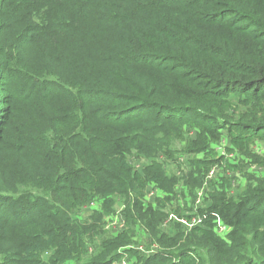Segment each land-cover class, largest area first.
Masks as SVG:
<instances>
[{
	"label": "trees",
	"instance_id": "1",
	"mask_svg": "<svg viewBox=\"0 0 264 264\" xmlns=\"http://www.w3.org/2000/svg\"><path fill=\"white\" fill-rule=\"evenodd\" d=\"M224 131L228 151L264 140V0H0V264H264V156L237 193L208 180L191 231L167 234L141 200L148 183L202 187ZM184 154L190 171L168 176ZM117 196L126 229L88 257ZM139 227L159 251L118 252Z\"/></svg>",
	"mask_w": 264,
	"mask_h": 264
},
{
	"label": "rangeland",
	"instance_id": "2",
	"mask_svg": "<svg viewBox=\"0 0 264 264\" xmlns=\"http://www.w3.org/2000/svg\"><path fill=\"white\" fill-rule=\"evenodd\" d=\"M192 131L190 132V134L194 135L195 132L194 131L192 132ZM228 139H230V134L229 132L224 131L223 135L219 138V140L213 141L212 145L215 150L218 149V147H222V150L219 153V155H223L222 161H225L226 164H228V162L237 163L238 165L237 167H239V169L236 168L235 170L231 171L228 168H226V164H222L217 167H212L211 170L206 175L207 179H205V182H204L205 190H203V192L201 191L202 195H204V193H206L209 189L208 182L210 180H212V182L216 181L218 179V176L224 175V176L231 177V183H232L231 189L234 193H237L238 192L237 188L240 189L241 187L245 185V180H243L242 178L243 172L247 171L250 173H255L256 175H259L260 173L261 168L258 167L257 165H254L248 162V159H252V157H255V156H264V140L256 137L254 139V143L253 142L250 143L248 147L233 146L234 150L228 151L225 149V147L232 145ZM131 156H133V154ZM140 158L141 157H134V156L132 157L131 165L134 171L138 170L141 163L144 162V160H146L145 157H143L144 160H139ZM166 164L168 165V168H166L165 170L168 176H171L172 173H176V174L183 173L182 164H178L177 161L173 162L171 159H169V161ZM243 167H245V169ZM16 168H18V166H16ZM146 185L147 186H146L145 192H148L150 187L148 184ZM197 190H199V188L194 189V192H196ZM154 191H155V195L156 194L162 195L164 196L165 199L166 197H168V200L166 201L170 209H175L177 200L179 198L184 199V204L186 205L187 202L193 201V197H194L193 195H190L191 199L189 200L186 199L187 196H189L188 194H186V191H188V188L184 186L174 187V191L171 193V195H168L169 193L163 190L162 188H156ZM148 196H149L148 193L147 195L142 196L146 205L150 203ZM102 204H103L102 200L93 201L92 203L82 208V211L78 217L80 219H85L87 217H90V215L94 211H97V212L101 211ZM111 208H112L111 211L103 214L102 216L103 227H102L101 233L94 238V241L92 243H89L86 246L87 253H88L87 255H89L88 257L94 254L95 246L99 245L102 239L113 237L126 229V218H125L126 215H124V211L126 209V202H125L124 197L117 196L116 198H114V202L112 203ZM184 212L186 211H180L179 215H177V213L173 215L172 219L175 221V224L174 226L169 227L170 229H175L176 222H179V220L184 218L183 216ZM170 215H171V212L167 211V214L165 215L163 219L164 225L166 221L169 220ZM123 225H124V228H122ZM179 227L182 228L181 226ZM164 229L166 230V228ZM148 237H149V234L144 232V230L139 227L137 229L136 238H135V241L137 243L134 245L141 246L142 248L149 247L152 241H150Z\"/></svg>",
	"mask_w": 264,
	"mask_h": 264
},
{
	"label": "crops",
	"instance_id": "3",
	"mask_svg": "<svg viewBox=\"0 0 264 264\" xmlns=\"http://www.w3.org/2000/svg\"><path fill=\"white\" fill-rule=\"evenodd\" d=\"M217 151L220 152V150H218V149H217ZM158 159H159V160H163L164 158H163V156H159ZM139 160H144V158L141 157ZM168 161H169V159H167V160L165 161V165H164V168H165V169L168 168V165L166 164ZM172 161H173V162L177 161L178 164H182V170H183V173H179V174H176V173H172V174H171V173H169V174H171V175H175V176H178V177H179V176L183 175L184 173L190 171V169H191V166H190V164H189V162H188V155H186V154H184V155H178V156H177V159H176V160H172ZM148 162H149V161H148L147 159L144 160V162L141 163V165H140V167L138 168V170H139L141 167H143L145 164H147ZM137 163H139V162H137ZM204 184H205V183H203V186L200 187L199 190H197L196 192H194V190H193V193H192V194L189 193V189H188V191H186V194L189 195V196H187L186 199H187V200L191 199L190 195H193V196H194V197H193V201H191V202H187L186 205H185V204H184V199L179 198V199L177 200V204H176V206H175V209H179L180 211H186V212L183 213V216H184L183 220H185L186 223H182V222L179 220V222H176V224H178L179 226H181L182 229L185 230V232H187V231H191V230L194 229L195 227L203 226L204 223H205L204 220H205L206 215H207V211L205 210V207H206V200L208 199V198H207V197H208V194H207V192H206V193H204V195H202L203 190H205V189H204ZM148 185H149V187H150L149 191H148V192H145V189H146V187H145V189H144V192H145V193H143V195H147V193H148V195H149L148 197H149V201H150V203L147 204V205H148V206H152V207L159 208V209H160L165 215L167 214V211L171 212V215H170V217H169V220L166 221L165 225H164V223H163V220H162V222H161V224H160L161 229H162L164 232H166L167 234L171 235L174 229H170L169 227L174 226V224H175V221L172 219L173 215L176 214L175 209H170V208L168 207V203H167V201H166V200H168V199H165L164 196L159 195V194H156V195H155V191H154V190H155L156 188H159V187H157L154 183H148ZM146 186H147V185H146ZM179 186H184V187H186L185 185H179ZM187 188H188V187H187ZM201 191H202V192H201ZM232 192H233V191H232ZM168 195H171V193H169ZM166 198H167V197H166ZM205 198H206V199H205ZM197 199H199V202H198V203H196V200H197ZM141 200H142L143 204L146 206V203H145L144 199L141 198ZM163 200H165L164 205L161 206V207H159L158 202H159V201H163ZM189 212H191L190 215L188 214ZM197 213H200V217H201L200 225H197V226H190V223H191V219H192V217L195 216ZM177 215H179V213H177ZM125 218H126V217H125ZM163 219H164V218H163ZM214 224H215V222H214V219H213V220H212V224H211V226H212L211 228H212L213 233H214L215 235H217L218 237L223 238L221 235H218V234L216 233V231L214 230ZM122 228H124V225L122 226ZM164 228H166V230H165ZM228 234H229V233H228ZM228 234H227V235H228ZM227 235H226L225 238H223V239H226ZM135 238H136V236L133 238L134 243H132V244H128V245H126V246H124V247H122V248H119L118 252H121V251H123L124 249H135V250L139 251L140 253H142V254H144V255H146V256H151V255H154L155 253H157V252L159 251V245H158L157 243H155V242H151V245H150L149 247L143 248V250H141V249H140L141 246L134 245V244L137 243V242L135 241ZM152 246L155 247L154 252H153V253H148V251L151 249ZM121 254H122V255L119 257V259H117L116 261H114L112 264H131V263H132V259L129 257V255H127L125 252H121Z\"/></svg>",
	"mask_w": 264,
	"mask_h": 264
},
{
	"label": "built area",
	"instance_id": "4",
	"mask_svg": "<svg viewBox=\"0 0 264 264\" xmlns=\"http://www.w3.org/2000/svg\"><path fill=\"white\" fill-rule=\"evenodd\" d=\"M218 150H222V147H218ZM199 202V199L196 200V203ZM191 212H189L188 214L190 215ZM182 223H186L185 220L181 219L180 220ZM200 221H201V217H200V213H197L195 216L192 217L191 219V223L190 226H197L200 225ZM214 230L216 231V233L218 235H221L223 238H225V236L230 232L231 228L224 224L223 221L219 218V217H215L214 219ZM141 250H143L142 247H140ZM155 250V247L152 246L151 249L148 251V253H153Z\"/></svg>",
	"mask_w": 264,
	"mask_h": 264
}]
</instances>
